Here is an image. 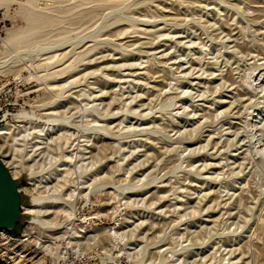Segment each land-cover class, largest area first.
<instances>
[{"label":"rangeland","instance_id":"obj_1","mask_svg":"<svg viewBox=\"0 0 264 264\" xmlns=\"http://www.w3.org/2000/svg\"><path fill=\"white\" fill-rule=\"evenodd\" d=\"M0 157V264H264V0H0Z\"/></svg>","mask_w":264,"mask_h":264},{"label":"water","instance_id":"obj_2","mask_svg":"<svg viewBox=\"0 0 264 264\" xmlns=\"http://www.w3.org/2000/svg\"><path fill=\"white\" fill-rule=\"evenodd\" d=\"M23 200L18 180L0 157V229L11 231L19 223Z\"/></svg>","mask_w":264,"mask_h":264},{"label":"bare ground","instance_id":"obj_3","mask_svg":"<svg viewBox=\"0 0 264 264\" xmlns=\"http://www.w3.org/2000/svg\"><path fill=\"white\" fill-rule=\"evenodd\" d=\"M2 158V160H3V162L5 163V165L7 166V168L9 169V171H10V173H11V175L13 176V177H16L17 176V174H19V172H20V170L18 169V167L16 166V165H14V163L10 160V159H4L3 157H1ZM22 186H24V185H22ZM26 186H28V185H26ZM25 187V186H24ZM33 188V187H32ZM24 189V188H23ZM31 189V188H30ZM20 190V189H19ZM21 191V190H20ZM31 201H32V203H31V205H29V206H24L23 204L21 205V210L23 209V210H25V211H27V212H37V210L36 209H33L34 207H35V202L37 201L36 200V198L35 197H31ZM22 210V211H23ZM36 221V220H35ZM39 222V221H38ZM40 224H45V221H40L39 222Z\"/></svg>","mask_w":264,"mask_h":264},{"label":"built area","instance_id":"obj_4","mask_svg":"<svg viewBox=\"0 0 264 264\" xmlns=\"http://www.w3.org/2000/svg\"><path fill=\"white\" fill-rule=\"evenodd\" d=\"M22 211V210H21ZM10 235L9 233L4 230V229H0V239H4L7 241V239H10ZM78 264V262H76ZM71 258L69 257H65V256H61L60 261L57 262L56 264H76Z\"/></svg>","mask_w":264,"mask_h":264},{"label":"trees","instance_id":"obj_5","mask_svg":"<svg viewBox=\"0 0 264 264\" xmlns=\"http://www.w3.org/2000/svg\"><path fill=\"white\" fill-rule=\"evenodd\" d=\"M17 225H18V224H17ZM17 225H16V226H17ZM16 226H15V228H16ZM15 228H14V229H15ZM14 229H12L11 231H7V232H8L9 234H14Z\"/></svg>","mask_w":264,"mask_h":264}]
</instances>
